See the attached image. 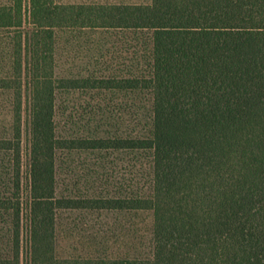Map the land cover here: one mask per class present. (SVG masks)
Masks as SVG:
<instances>
[{"label":"trees","instance_id":"obj_1","mask_svg":"<svg viewBox=\"0 0 264 264\" xmlns=\"http://www.w3.org/2000/svg\"><path fill=\"white\" fill-rule=\"evenodd\" d=\"M0 264H264V0H0Z\"/></svg>","mask_w":264,"mask_h":264}]
</instances>
